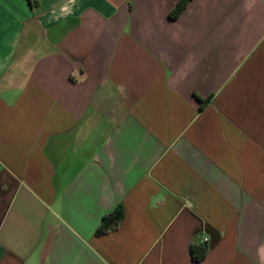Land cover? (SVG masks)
Here are the masks:
<instances>
[{
    "label": "crops",
    "instance_id": "crops-1",
    "mask_svg": "<svg viewBox=\"0 0 264 264\" xmlns=\"http://www.w3.org/2000/svg\"><path fill=\"white\" fill-rule=\"evenodd\" d=\"M178 2L0 0V264H264V0Z\"/></svg>",
    "mask_w": 264,
    "mask_h": 264
},
{
    "label": "trees",
    "instance_id": "trees-1",
    "mask_svg": "<svg viewBox=\"0 0 264 264\" xmlns=\"http://www.w3.org/2000/svg\"><path fill=\"white\" fill-rule=\"evenodd\" d=\"M188 1L189 0H179L175 8L171 11V16H177L183 10ZM122 215L121 205H117L111 212L102 216L101 221L95 230V233L102 234L114 228H117L122 220ZM205 252L206 248L204 246L199 245L190 247L191 257L194 261H199L201 258H203Z\"/></svg>",
    "mask_w": 264,
    "mask_h": 264
}]
</instances>
